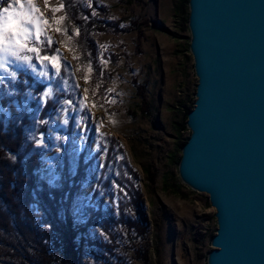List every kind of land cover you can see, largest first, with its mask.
Returning a JSON list of instances; mask_svg holds the SVG:
<instances>
[{
  "label": "rangeland",
  "instance_id": "obj_1",
  "mask_svg": "<svg viewBox=\"0 0 264 264\" xmlns=\"http://www.w3.org/2000/svg\"><path fill=\"white\" fill-rule=\"evenodd\" d=\"M68 2L65 7L60 0L58 12L46 4L52 20L41 35L48 45L41 55H56L58 50L57 88L69 94L64 100L71 99L73 104L65 105L63 100L44 131L31 130L29 138L45 148L39 162L45 179L57 176L60 145L69 142L65 145L68 151L91 159L88 178L70 200V211L78 220L90 221L100 211L81 234L83 240L76 238L79 260L82 264H205L215 228L214 209L206 193L183 183L176 170L180 144L189 132L181 124L186 108L192 105L195 84L187 46V0ZM75 2L95 18L88 46L96 54L100 75H94L92 68L88 71L91 65L83 55L88 48L78 43L68 8ZM60 17L64 19L57 30ZM22 55L31 56L32 64L0 52L1 64L7 69H0V80L11 83L10 73L26 67L42 79L37 98L42 103L40 94L51 88L49 80L55 71L40 64L33 53ZM81 100L86 110L80 109ZM63 109H68V124L63 123ZM81 118L83 123L78 124ZM109 146L112 157L106 159ZM127 182L138 189L143 222ZM38 218L33 213L37 228L48 227Z\"/></svg>",
  "mask_w": 264,
  "mask_h": 264
},
{
  "label": "water",
  "instance_id": "obj_2",
  "mask_svg": "<svg viewBox=\"0 0 264 264\" xmlns=\"http://www.w3.org/2000/svg\"><path fill=\"white\" fill-rule=\"evenodd\" d=\"M195 75L177 175L206 193L205 264H264V0H187Z\"/></svg>",
  "mask_w": 264,
  "mask_h": 264
},
{
  "label": "trees",
  "instance_id": "obj_3",
  "mask_svg": "<svg viewBox=\"0 0 264 264\" xmlns=\"http://www.w3.org/2000/svg\"><path fill=\"white\" fill-rule=\"evenodd\" d=\"M63 3L67 7L69 2ZM68 8L76 32L79 30L78 43L89 50L84 51V60L90 63L94 75H100L96 54L88 46L95 18L76 2ZM30 44L40 51L48 46L42 37L39 43L34 40ZM15 73L16 79L11 83H0V108L7 110L0 111V264H82L76 238L83 240L81 234L100 211L96 209L90 221L78 220L70 211V200L88 178L91 159L84 160L81 153L68 151L65 145L69 142L60 145L55 161L57 176L45 179L46 172L39 166L45 148L29 138L31 130L44 131V121L49 120L69 94L57 88L60 74L55 75L49 80L52 96L46 104L41 103L37 98L42 79L26 67H16ZM110 151L111 146L106 159L112 157ZM12 155L15 159H10ZM127 184V191L133 192L132 199L137 200L133 201L135 210L143 222L145 212L138 200V189L131 188V182ZM33 213L39 214L38 222L48 227L37 228L38 224L32 221Z\"/></svg>",
  "mask_w": 264,
  "mask_h": 264
},
{
  "label": "snow or ice",
  "instance_id": "obj_4",
  "mask_svg": "<svg viewBox=\"0 0 264 264\" xmlns=\"http://www.w3.org/2000/svg\"><path fill=\"white\" fill-rule=\"evenodd\" d=\"M6 3V7H0V52L7 53L15 59L32 64V57L28 55H22V53H33L35 54V59L42 65L48 64L55 71V74L59 76L61 72V65L58 63L59 52L57 50L56 55H41V51L38 47L32 46L30 41L35 39L39 43L42 33L46 29V22L43 15L40 13L35 0H2ZM45 4H48V0H44ZM53 12H58L59 7L53 8ZM63 17L56 19L57 30L59 29V24ZM79 35V30L75 33ZM53 43L51 37L48 38V44ZM0 69L7 71L3 64H0ZM88 71H91L89 67ZM41 76L47 75V73H40ZM10 77L12 80L16 79V73L11 72ZM84 80L87 82L88 77L85 76ZM0 83H3L0 80ZM87 91V89L85 90ZM31 95V93H28ZM42 103H47L49 98L52 96V89L47 88L41 92ZM65 105L71 106L73 101L71 99L64 100ZM80 109L86 110V104L81 100ZM0 111H7L6 109L0 108ZM65 112V118L63 120L64 124L69 123L67 116L68 109H63ZM44 123H47L44 121ZM78 124L83 123V118L77 121ZM59 139V138H58ZM41 144H43V139H41ZM96 150L100 151V146L97 145ZM106 154V149H105ZM10 159H15V156H10ZM104 167V164L101 165Z\"/></svg>",
  "mask_w": 264,
  "mask_h": 264
},
{
  "label": "bare ground",
  "instance_id": "obj_5",
  "mask_svg": "<svg viewBox=\"0 0 264 264\" xmlns=\"http://www.w3.org/2000/svg\"><path fill=\"white\" fill-rule=\"evenodd\" d=\"M35 2H36L38 9L40 10V13L43 15L44 20L46 22V29L44 32H47L48 26L50 25V21L52 19L49 17V13H48V10L46 8V4H45L44 0H35ZM48 4L57 8L60 6V0H48ZM6 6H7V4L2 2V0H0V7H6ZM1 62L2 61H0V64H1Z\"/></svg>",
  "mask_w": 264,
  "mask_h": 264
}]
</instances>
